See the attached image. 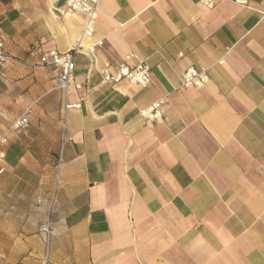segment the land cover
Listing matches in <instances>:
<instances>
[{
  "label": "crops",
  "instance_id": "crops-1",
  "mask_svg": "<svg viewBox=\"0 0 264 264\" xmlns=\"http://www.w3.org/2000/svg\"><path fill=\"white\" fill-rule=\"evenodd\" d=\"M82 22L63 0H0V127L29 111L0 144V264H43L47 211L48 264H264V0H99L83 43L101 40L97 68L144 61L146 87L84 54L57 86L30 49L66 51ZM188 67L207 82L183 87Z\"/></svg>",
  "mask_w": 264,
  "mask_h": 264
},
{
  "label": "built area",
  "instance_id": "built-area-1",
  "mask_svg": "<svg viewBox=\"0 0 264 264\" xmlns=\"http://www.w3.org/2000/svg\"><path fill=\"white\" fill-rule=\"evenodd\" d=\"M66 6V13H79L82 15V29L81 37L66 51L60 52L55 49L44 51L37 44L32 45L31 52L38 55L39 62L43 65H52L59 69V75L57 76V86L67 91L70 84L73 82L74 69H75V56L77 54H84L90 57L91 65L95 67L102 79L108 83L114 84L121 80H127L140 87H146L150 82V68L142 60L137 61L134 65H128L125 62L119 63L115 66L111 72V65L104 63L97 68V58L95 55L96 48L99 47L101 40L88 41L86 44L83 40H89L94 33V27L99 15V0H63ZM201 5L206 8H212L216 0H199ZM239 4H246V0H234ZM6 59L5 42L3 36L0 34V68ZM208 80L207 74L203 69H196L194 67H188L181 75V85L183 87H195L199 88L203 86ZM162 101H156L151 106L140 111V115L146 119H155L160 115V105ZM79 103H65L64 109L79 107ZM26 111L22 116L15 119L9 129H2L0 127V144H5L8 141V132L17 131L23 129L27 123ZM66 128V119L63 121V137L61 140L60 149H62L64 143V131ZM61 155L58 158L57 165L61 163ZM40 232L42 234V240L44 243L43 264L49 262V250L52 238V227L50 222L49 211L44 215L42 223L40 225Z\"/></svg>",
  "mask_w": 264,
  "mask_h": 264
}]
</instances>
